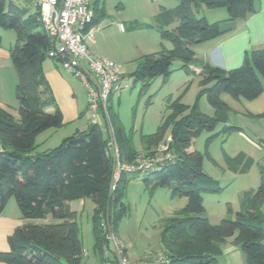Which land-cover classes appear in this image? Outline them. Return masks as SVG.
I'll use <instances>...</instances> for the list:
<instances>
[{
  "label": "trees",
  "instance_id": "obj_1",
  "mask_svg": "<svg viewBox=\"0 0 264 264\" xmlns=\"http://www.w3.org/2000/svg\"><path fill=\"white\" fill-rule=\"evenodd\" d=\"M255 3L256 0H178L172 8L160 7L154 17L155 30L160 40L169 41L172 47L161 46L158 52L134 61L135 69L130 77L133 83L141 84V92L156 77L167 81L174 60L183 62L181 69L191 62L200 68L201 89L196 102L188 107L181 103V96L173 100L167 106L170 112L167 118L153 134L142 138L144 153L148 154L170 137L169 150L175 156L172 164L146 174L143 180L146 186L170 187L176 182L171 196L186 199L181 211L164 220L160 234L168 264H216L227 243L241 250L245 264H264V168L259 167L258 187L243 193L237 218L222 219L212 225L204 216L201 194L218 193L221 187L202 172L203 156L192 147L193 140L204 131L212 132L218 124L227 122L229 107L220 99L222 93L250 102L261 95L264 81V49L246 53L242 64L230 70L195 59L194 46L215 40L229 30H223L220 22L197 19L193 9H225L226 23L231 24L256 13ZM92 8L94 18L89 26L97 25L105 17L103 5L96 2ZM26 15L27 11L13 0H0V28L16 35L9 55L17 76L18 104V119L0 108V215L9 199L14 198L22 219L50 218L51 222L16 228L7 237L8 251L0 252V263L83 264L76 214L66 203L82 199L93 203L94 249L102 253L106 240L100 222L111 209L109 218L116 234L117 222L127 212L123 203L126 187L135 174H122L116 190L110 194L112 164L104 152L105 140L101 130L89 124L86 130L63 139L54 149L34 153L36 137L46 130L60 128L63 122L57 108L52 113L46 112L53 98L45 87L42 63L47 58L50 41L41 28L38 14ZM175 22L177 26L169 30ZM1 41L0 37V45ZM202 96H206L215 116L208 117L199 111L198 100ZM108 114L121 157L130 163L138 153L114 112L111 97ZM250 116L264 118V111ZM241 131L237 127H225L222 133ZM216 136L211 135L206 144ZM224 159L239 174H246L254 164L243 153L234 158L224 154Z\"/></svg>",
  "mask_w": 264,
  "mask_h": 264
},
{
  "label": "rangeland",
  "instance_id": "obj_2",
  "mask_svg": "<svg viewBox=\"0 0 264 264\" xmlns=\"http://www.w3.org/2000/svg\"><path fill=\"white\" fill-rule=\"evenodd\" d=\"M90 1L91 7L96 2L99 3V6L103 5L105 17L102 21L106 20L109 25H113L111 28H106L104 34L102 33L105 39L103 35L99 39L98 32L95 34L97 41L94 45L102 50L103 57L112 60L125 72L118 89L111 95V104L133 149L136 152L143 151L142 138L153 134L167 118L170 114L167 108L168 104L181 96V103L191 107L196 102L201 89L199 85L201 76L192 71V67H197L194 62L188 64L186 69H181L183 62L172 61V74L168 80L163 82L162 77H156L144 92H141V84L133 83V79L130 77L135 69L134 61L136 59L142 55L158 52L161 46L171 49L172 45L169 41L160 40L159 34L155 30L154 17L160 7L172 8L178 4V0ZM217 10L219 9L209 10L201 7L200 10L193 9V14L199 19L219 12ZM212 21L210 20L208 23H212ZM118 23L124 25L125 32H119ZM136 24H141L143 27L135 29ZM176 26L175 22L168 29L172 30ZM1 34L15 33L0 28V37ZM3 39L5 42L7 41L4 36ZM220 99L229 107L227 122L218 124L212 132L204 131L192 142L193 150L203 156L202 172L218 181L221 187V191L218 193L201 194L205 210L204 216L212 225L219 223L222 219L235 220L237 218V212L241 210L243 193L258 187L259 167L264 168L262 157L264 150L261 143L264 141V118L251 117L245 110V102L242 99L235 100L225 93L220 95ZM256 102L258 105L255 109L264 107V95L260 96ZM198 108L202 114L208 117L215 116V110L209 104L206 96L199 98ZM225 127L240 128L244 136L239 132L222 133ZM65 133H57L50 141L44 143H40V141L47 133L39 137L36 141L39 143L37 152L57 147L64 139L63 137H67ZM168 133L167 131L166 135ZM214 134L217 136L207 145L209 137ZM240 153L253 157L254 160V164L246 174L235 173L232 170L235 166H231L224 159V154L234 158ZM145 177L146 174H135L130 179L123 197L127 212L118 220L116 226V238L120 247L126 249L129 260L137 264L146 262L159 252L164 251L160 241L164 220L181 211L186 204L184 197L171 196L176 182L170 187L159 185L147 187L143 181ZM12 207L20 214L14 198L9 199L4 211L12 215ZM70 208L77 212L75 220L79 226V238L83 247V264L114 261L113 247L107 242L102 253H98L94 249V236L91 229L93 203L89 199H82V201L71 202ZM262 215L264 228V205L262 206ZM108 216H112L111 209ZM32 221L44 223L42 219ZM228 247L229 245L223 246L224 249H228ZM237 250L242 264H245L244 255L238 247ZM223 254L217 258L216 264H238L231 261L229 253L226 254L225 251L226 255Z\"/></svg>",
  "mask_w": 264,
  "mask_h": 264
},
{
  "label": "crops",
  "instance_id": "obj_3",
  "mask_svg": "<svg viewBox=\"0 0 264 264\" xmlns=\"http://www.w3.org/2000/svg\"><path fill=\"white\" fill-rule=\"evenodd\" d=\"M13 2L27 11L26 16L36 13L31 5L22 0H13ZM90 2L91 1L89 0V3ZM255 7L256 13L248 15L243 19H238L231 24L226 23L228 18V13L226 10L219 9L217 10L219 12L209 14V17H203L207 22H210V20H213L212 23L220 22L222 24V29H228L229 31L215 40L194 46L192 49L195 53V59L205 62L213 67H218L223 70H230L232 68L234 69L235 67L237 68V66L242 64L246 53L256 49H264V0H258V3H255ZM95 26L97 27L95 34L98 32L100 39L101 35L105 33L106 28H111L113 25H109L106 20H101ZM123 32H125V27ZM95 34L92 41L85 42L86 46L91 55L103 57L102 50L95 46L97 41ZM1 35L0 108L11 114L15 119H18V104L15 96L17 76L9 55L10 48L16 42V35ZM3 36L7 38L6 42L4 41ZM103 38L105 39L104 35ZM192 71L199 75L200 68L192 67ZM122 72L123 78L125 76V72L123 70ZM42 74L45 87L49 90L53 98V104L46 109V112L52 113L57 108L62 115L63 125L57 129L46 130L38 135L35 140L37 147L34 153L49 151V149H47L37 152L39 143L36 141L45 133H47V135L40 141V143L50 141L57 133L66 132L65 134H67V137L72 136L77 132L86 130L88 126V117L86 114V92L83 84L71 74L64 71L61 68L59 61L49 58H46L42 63ZM262 84L263 91L260 96L264 95V81H262ZM258 98L250 102L243 100L245 102L244 108L248 114L255 115L264 110V107L255 109L258 105V102H256ZM239 134L244 136L242 131L239 132ZM67 137L63 138L65 139ZM1 149L2 148L0 146V151ZM262 149L264 150V145ZM144 152L145 151L143 149V151H139L137 153L141 154ZM262 157L264 160V151ZM251 158L253 159V157ZM70 205L71 202L66 203L67 208L72 211ZM72 212H75V214L77 213L76 211ZM11 213L12 215H9L8 212L3 211V213L0 215V252L8 251L9 247L7 244V237L10 236L16 228L29 224H46L51 222L50 218L44 219V223H38L32 220H24L21 218L20 214L13 210V207ZM226 245H229V247L228 249H224V247L222 249V254H225L226 251V254H230V259L232 262L242 264L237 247L230 243H227ZM124 250L126 252V249ZM101 264H116V262L113 260H108L107 262L103 261Z\"/></svg>",
  "mask_w": 264,
  "mask_h": 264
},
{
  "label": "built area",
  "instance_id": "obj_4",
  "mask_svg": "<svg viewBox=\"0 0 264 264\" xmlns=\"http://www.w3.org/2000/svg\"><path fill=\"white\" fill-rule=\"evenodd\" d=\"M22 1L31 5L38 14L41 28L50 41L47 58L59 61L61 68L84 86L88 124L101 130L105 140L104 152L112 164L110 194L116 190L122 174H147L172 164L175 156L169 150L170 137L163 140L151 154H137L130 163L123 161L108 114L109 98L118 89L123 72L113 61L93 56L88 51L85 42L92 41L97 31L96 26H89L94 18L89 0ZM118 29L123 32L124 26L118 24ZM100 228L107 244L113 247L116 264H137L132 263L120 247L108 213L100 222ZM168 263V257L159 252L154 258L139 264Z\"/></svg>",
  "mask_w": 264,
  "mask_h": 264
}]
</instances>
